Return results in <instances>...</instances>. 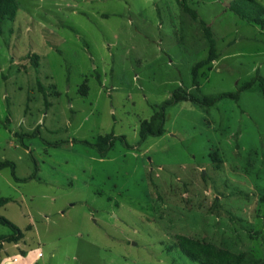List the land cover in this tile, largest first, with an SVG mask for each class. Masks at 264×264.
Wrapping results in <instances>:
<instances>
[{
    "label": "rangeland",
    "instance_id": "374dc122",
    "mask_svg": "<svg viewBox=\"0 0 264 264\" xmlns=\"http://www.w3.org/2000/svg\"><path fill=\"white\" fill-rule=\"evenodd\" d=\"M17 2L0 28V161L20 180L0 171V196L12 199L0 215L38 246V264H201L175 247L180 236L264 264L259 84L238 101L173 103L164 134L140 138L178 88L216 95L264 77V29L232 0ZM180 3L216 39L199 92L192 67L209 44ZM107 134L117 139L103 155L94 144Z\"/></svg>",
    "mask_w": 264,
    "mask_h": 264
},
{
    "label": "trees",
    "instance_id": "16d2710c",
    "mask_svg": "<svg viewBox=\"0 0 264 264\" xmlns=\"http://www.w3.org/2000/svg\"><path fill=\"white\" fill-rule=\"evenodd\" d=\"M183 10L188 13L194 20H199L200 25L203 29V34L209 44V55L205 60H201L195 63L192 67V78L194 86L199 92V70L207 65L208 63L214 61L217 56L216 39L214 38L213 31L211 27L202 19H200L199 14L196 10L192 9L186 3H180ZM19 9L17 0H0V28L4 21H14ZM230 10L236 13L238 16L244 20L256 24L264 29V6L256 0H232L230 5ZM33 65L39 68L38 54H34L32 57ZM256 83L259 84L263 97H264V77L257 74L251 80L245 82L237 91L234 92H222L216 95H195L188 92L182 88H178L172 94V98L165 101L160 107L154 112V114L149 118L145 119L140 124V138L145 140L148 136H161L165 132V110L166 107L177 103L180 101H192L198 103L204 107H210L217 104L220 100L224 98H230L238 101L240 99L241 93L244 90L252 88ZM41 88L42 85H40ZM82 94H87V87L83 85ZM125 139L124 137H120ZM117 137L113 134L101 135L94 144L95 147L105 154L109 148L114 144V140ZM85 143L89 144L87 141ZM11 167L12 175L15 180H20L15 175L14 163L9 160L0 161V171L4 168ZM30 178H33L31 176ZM26 180V179H25ZM9 197L0 196V207L6 206L10 202ZM262 201L264 202V195H262ZM0 224L7 226L11 229L10 234L0 235V244L2 243H18L24 238V232L20 227H18L11 220L5 216L0 215ZM176 248L181 250V252L189 258L191 261L199 262L201 264H258L257 260L250 257L249 259L240 255L230 252L229 250L222 249L213 244L202 242L187 236L178 237Z\"/></svg>",
    "mask_w": 264,
    "mask_h": 264
},
{
    "label": "crops",
    "instance_id": "0c3cea01",
    "mask_svg": "<svg viewBox=\"0 0 264 264\" xmlns=\"http://www.w3.org/2000/svg\"><path fill=\"white\" fill-rule=\"evenodd\" d=\"M11 201L12 199L10 202ZM26 228L27 231L30 229L36 230L35 223H30ZM23 232L24 238L20 242L0 244V264H38V246L35 249H31L26 241L28 238L27 233H25V231ZM14 248L17 249V251H15Z\"/></svg>",
    "mask_w": 264,
    "mask_h": 264
},
{
    "label": "built area",
    "instance_id": "2783aa9c",
    "mask_svg": "<svg viewBox=\"0 0 264 264\" xmlns=\"http://www.w3.org/2000/svg\"><path fill=\"white\" fill-rule=\"evenodd\" d=\"M37 255H38V258H39V257H42L43 254H42V252L39 250L38 253H37Z\"/></svg>",
    "mask_w": 264,
    "mask_h": 264
}]
</instances>
